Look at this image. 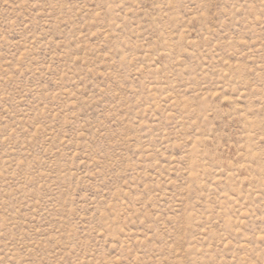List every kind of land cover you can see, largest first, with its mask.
<instances>
[{
  "label": "rangeland",
  "instance_id": "rangeland-1",
  "mask_svg": "<svg viewBox=\"0 0 264 264\" xmlns=\"http://www.w3.org/2000/svg\"><path fill=\"white\" fill-rule=\"evenodd\" d=\"M0 264H264V0H0Z\"/></svg>",
  "mask_w": 264,
  "mask_h": 264
}]
</instances>
